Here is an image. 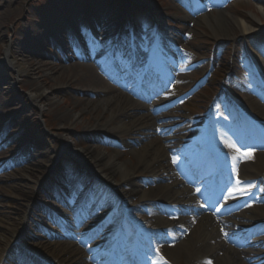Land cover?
<instances>
[{
  "label": "rangeland",
  "instance_id": "1",
  "mask_svg": "<svg viewBox=\"0 0 264 264\" xmlns=\"http://www.w3.org/2000/svg\"><path fill=\"white\" fill-rule=\"evenodd\" d=\"M6 1L8 3L0 0V77H4L7 81V84L0 86V143L4 141L11 143L18 140L20 145L24 147L27 144H31V147L28 146L29 149H26V151L28 154H31L29 150L32 153L35 151L41 152V155L36 159L41 160L43 164L42 169L45 171L41 173L35 170L34 174H31L30 171L24 170L23 166L27 161V157L21 154L19 147L11 148L4 146L0 148V175L13 176V173H24L27 176L26 178L17 177L11 182L9 180L0 181V240L8 236L7 227L21 229L22 231L26 230L31 234H39L38 231H43V229L47 228L56 230L57 228L54 227L50 220L45 221L42 217L45 216L47 218L48 211L55 208L53 206V197L57 198L55 187H60V192L70 188V186L63 187L60 185L64 184L65 179H70L77 187V192L74 195L76 203L68 204L73 194L65 199L69 209L75 208L74 212L77 214H79L81 206L87 200L89 190L97 184L98 180L90 178L88 176L90 172L81 169L80 163L74 157L75 161L72 159L70 151L63 150L60 137L68 139L77 149L85 148L88 144L92 143L97 145L98 149L104 153L111 154L115 150L120 151L122 154L118 157L119 161H132L131 163H135V160L128 152V144L132 145L133 148H138L139 146V141L133 140L127 134L121 133L118 136L116 134L119 133L110 131L112 126L108 127V133L100 130L96 141L91 139L92 134L96 133L97 130L90 129H93L97 123L104 122L111 112H106L105 109L94 105L100 100V96L96 91L87 92L85 87L81 86L83 83L81 79H86L84 72L83 76L79 75L78 77L77 74L74 77L71 76L72 68H69L68 65L72 63H65L57 55L59 45L61 44L59 37L50 35L43 42L39 43V34L28 32L29 22L32 24L33 29L36 27L39 31L41 29H50L56 25L62 27L64 24L70 23L72 28L69 29L70 31L68 30L69 33H72L84 43L81 36V28L84 22L81 18L89 14L86 0H82L81 7L78 9L70 5V0ZM89 1H92L91 3L101 12L108 9L111 10V16L113 15L115 25L112 34L107 36L101 33L99 25L93 27L94 30L92 31L99 32L96 34H101L104 40L99 45L95 44L94 54L97 60L93 65L118 90L122 88V93L133 96L141 103L137 109L128 110L127 114L122 116L127 124L131 123L132 125L131 120L139 117V114L148 107L146 101L149 100V98L139 97L142 94L137 82L146 73L150 65L148 64L146 67L136 65L135 67L134 64L127 63L122 68H119L116 65L118 59L110 56V52L115 46L130 37L129 31L131 30L136 33L137 38L141 42L138 52L142 56L156 51L158 46L164 47L165 50L168 49L166 51H169L170 57H167V60L174 61L175 57L179 54L182 55L180 64H174V75L169 76L166 80L168 84L173 83L170 91L171 95L175 97L174 100L176 102L172 105L179 104L181 106L179 112L184 116L188 115L190 110L188 111L186 105H182L183 100L196 91L204 82H209L208 91H202L195 96L193 102L189 104L192 107L193 104L197 107L193 111L201 110L205 112L207 106H202L207 100L210 101V97L214 95L218 100L219 109L225 111L231 110V107L235 105L229 100L223 87L233 86L238 89L236 83L240 87L245 83L249 85L253 83V78L249 77L248 72L242 69L237 61L243 60L245 53L250 51L254 45L257 46V43H263L261 40H264V0H234L237 2L231 6L225 5L223 3L224 0ZM215 1H219L226 8L215 11L216 5L213 4ZM58 3H61L62 10H57ZM52 4L55 5L49 10ZM182 4L192 11V14L188 13ZM48 11H52L57 15L56 18H51L54 14H49ZM138 13L139 15H144L143 25L136 22L139 16ZM217 13L221 14V22L214 28L204 27L197 21L207 14ZM231 18H236L240 22L243 21L245 25L250 27V31L245 35L237 34L233 38L224 37L226 31L236 34L239 30L238 25ZM151 25L153 32L147 36L145 35L147 31L146 27ZM120 29L123 30L125 39L119 37ZM215 35L223 36L224 39L215 37ZM17 37L24 39L26 42L35 41V44L31 45L32 51L29 57L32 60L29 62V73L18 74L5 60L4 53L6 46L9 47ZM70 44L73 45V41L68 38L69 48ZM49 45L55 47L54 51H48ZM146 47H149V49L144 51ZM80 51L82 53L85 52V47H78L77 52ZM18 57L21 59V56ZM126 58L127 56L119 59L125 60ZM81 62L88 63L90 59H82ZM113 67L118 68V70L113 71ZM137 69L143 71V73L139 75ZM133 71L134 73H132ZM201 76L203 79L200 81L199 78ZM32 81H38V83L47 82L46 86L49 87L45 86L44 89L47 91L48 96L37 98V93L31 86ZM256 88H259V86H256ZM132 90H137L138 94H133ZM261 92L263 93V91ZM236 95L239 96V100H243L244 96L242 94L236 91ZM88 101H93L94 103L85 104ZM111 110L113 111V109ZM63 116H70L71 122L69 120L63 125L61 120ZM44 117L48 121V127L45 126ZM260 117H264V109H260ZM180 121L166 119L162 120L161 123H169L173 126ZM119 122L120 120L117 119L112 124L113 126H118ZM207 125L212 130L218 126L224 127L221 120H217L210 123L205 121V125H202L201 128H206ZM103 133L107 134L103 135ZM208 134V137L211 138V132H208ZM105 136H107V139L103 138ZM164 141L169 143L171 136L165 134ZM240 146L242 149L264 148V139H261L257 135H252L242 138ZM173 154H175V151H173ZM238 156L246 162L241 167L240 177V184L244 185L242 187L243 193L246 194L251 188H254L255 180L258 177L264 176V167L262 166V168L255 171L253 168H249L248 165L250 163L248 162L247 155L238 154ZM49 164H53V166L49 168ZM91 173L97 174V171L94 170ZM78 174H80L79 177ZM147 175V171H140L137 175V188L140 192L148 191L140 180V178L143 179ZM185 178L188 180L186 175ZM171 181L166 178L163 179L164 183L171 184ZM190 182H193V180L191 179ZM80 184L81 187L78 188ZM94 192L102 196L109 193L111 197L108 201L116 198L115 194L107 187L95 189L92 191V194ZM129 202L125 203L119 199H115L107 203V209L112 204L117 205V218L122 221L123 225L130 223L126 219V214L130 212L131 205L136 204L138 199L134 197ZM102 208L105 207L102 206ZM252 214H254V211L248 213V215ZM150 216L152 215L145 213L143 210L137 212L138 218L141 217L146 220ZM173 216H175L174 213ZM115 225L116 218L110 217L107 226L114 227ZM190 233L189 230H184L179 238L187 236ZM98 237L95 236L87 240L85 244L91 247L90 251L95 255V259L99 264H110L114 251L119 253L118 242L112 241L110 243L117 244L114 249L109 244H104V241H99L97 248H94L92 245H94V241ZM235 237L241 245H244L245 241L249 239L247 233L246 236L244 233H236ZM20 238H16L15 243L12 242L13 248L11 254L13 257L5 260L6 257L4 256V264H21L25 258L31 259L33 264H37L38 259H42L46 263H50L48 259L54 262L51 254L40 253L31 247L30 243L35 240H28L22 236ZM39 238L41 237L36 239L39 240ZM156 240L158 243L147 247V251L150 254H158L160 252L171 256L176 247L174 248L172 244L168 246L164 244L172 241H167L160 235L156 237ZM180 242L177 241V244ZM2 243L3 241H0V249ZM181 247L179 245L180 250ZM21 252H24L25 258L20 257L22 261L14 263L13 258L17 257ZM41 255H43L42 258ZM180 256L182 264H187L188 258L186 254H181ZM1 260H3V257L0 256V263ZM244 262L248 264H264V258L250 253L245 256ZM174 263L177 264V262ZM207 264H213V262L209 261Z\"/></svg>",
  "mask_w": 264,
  "mask_h": 264
},
{
  "label": "bare ground",
  "instance_id": "2",
  "mask_svg": "<svg viewBox=\"0 0 264 264\" xmlns=\"http://www.w3.org/2000/svg\"><path fill=\"white\" fill-rule=\"evenodd\" d=\"M4 3H8L6 0H3ZM92 1L86 0L87 11L89 12L86 17L81 18L84 22V34L87 37L85 38L84 46L87 47V52H91L94 47L93 38L96 41H99V36H92V31L90 27H93L95 24H99L103 30L105 35L111 33L114 30V18L111 16L112 11L106 10L101 12L98 8L91 3ZM82 0H70V5H73V8L78 9L81 7ZM52 4L49 10L53 7ZM60 10H62L61 7ZM51 12V13H50ZM49 14H54L52 11H48ZM220 13V12H219ZM207 14L197 21L207 28H214L221 22V14ZM264 15V14H263ZM57 15H52L51 18H56ZM238 25V32L236 34H232L230 31H226V35L224 37L233 38L237 34L245 35L250 31V27L245 25L242 21L240 22L236 18H231ZM66 28L70 29V23L64 24L62 27L53 26L50 29H41L40 31L33 29L32 24L28 23V32H36L39 34V43L43 42V40L50 36L54 35L59 37L61 40V46H59V52L57 53L58 57L63 60L65 63L69 64L68 67L72 68V77L78 75L83 76V72L85 74V78L81 80L83 83L81 86L85 87L87 92H97L100 96V100L98 103L94 104L99 108L105 109L106 112H111L110 116L105 119L104 122L97 123L93 129L97 130L91 136V139L96 141L99 137L97 135L100 130H104L108 133V127L112 126L110 131L114 133H119L116 135L127 134L128 137H131L133 140L139 141L138 148H132L130 151L131 156L134 158L135 163L119 161L118 157L122 153L120 151H114L113 153H104L98 149V146L95 144H88L87 147L82 149H77L73 143H71L68 139L64 137H60L62 141L63 150L70 151L74 159L81 164V166L85 169L96 170L99 172L101 180L104 182L106 186L113 189L114 193L123 201L128 202L130 199L137 197L138 202L134 206V211H141V208H147L155 217L156 221L154 222V232L163 231V228H169L170 224L166 220H162V216L160 215V205L162 200H164L169 207L175 208L177 205H185L187 207H193L195 201L194 196H190V190L183 188H176V186H180L182 183L175 175V180L172 185H158L157 187H153L148 192H140L137 188V173L141 170H146L149 173V176L152 179H157L158 177H162L163 173H166L167 176L172 178L171 172L173 169L171 166L165 165L163 162L167 160V148L161 143L160 137L155 136L152 133V130L155 129L154 118L151 117L147 112L141 113L140 117H137L131 123L127 124L122 116L127 114L128 110L137 109L138 105L131 101L127 96L123 95L112 87V85L108 84L103 80V76L99 73L97 68L93 66V64H82L77 60H73L75 55L72 53L71 47L68 46V39L64 36ZM1 32V29H0ZM69 35H73L72 33H68ZM215 37H220L219 35H215ZM221 36L220 38H223ZM33 38V37H31ZM133 38V37H132ZM64 39V40H63ZM131 39V38H129ZM132 53L135 54V59H137L135 51L137 50L136 46L139 43L138 40L134 39ZM35 44V41L26 42L24 39L17 37L9 47L6 46L5 49V60L10 67H13L18 74L29 73L30 65L29 62L32 60L30 58V52L32 51L31 45ZM94 53V52H93ZM92 53V54H93ZM92 54L83 53L78 55L80 59H91ZM18 56H21L19 59ZM128 60V58H127ZM123 62H119L118 65H122ZM264 71V67L262 68ZM56 71V69H54ZM4 77H0V86L2 84H7L6 79ZM47 82L32 81L31 86L37 93V98L47 97L48 93L45 91L44 87ZM49 87V86H46ZM121 94V95H120ZM246 97V96H245ZM103 98V99H102ZM129 99V101H128ZM246 99L252 100L251 98L246 97ZM90 103L93 104V101H88L85 104ZM250 103L254 104L255 109L260 111L258 107V103L254 100ZM113 109V111L111 110ZM70 116H63L61 118L62 124H66L70 120ZM120 120V124L118 126H113L114 120ZM261 119V118H260ZM71 122V120H70ZM86 131V130H85ZM107 133H103L107 134ZM199 138V137H197ZM13 142V141H12ZM9 143V141H4L0 143V148L4 146L8 147H19L21 154H24L27 157V161L23 166V169L30 171L31 174H34L35 170L43 173L45 170L42 169V162L40 159H36L41 155V152L35 151L32 153L28 150L31 144H27L25 147L21 146L18 140L13 143ZM129 145V144H128ZM130 146V145H129ZM34 159V160H32ZM24 160V158H23ZM222 165H225V162L222 159L217 157V161ZM53 164H49L48 167L51 168ZM249 168H253L254 170H258L259 168L264 167V154L260 156L255 163L249 164ZM21 177L26 178L27 176L24 173H13V176H0L1 180H9L11 182L13 179ZM167 179V178H166ZM230 194V192H228ZM162 194V197H161ZM109 197V195L107 194ZM201 206V204L199 205ZM93 209H89L85 211L83 217H86L92 213ZM95 210L93 211V213ZM264 212V209H263ZM103 216V215H102ZM94 217V216H92ZM95 218V217H94ZM102 219V218H100ZM98 219L96 222H98ZM185 218H181L180 223H186L184 221ZM239 225L240 223H235ZM242 227H245V224H241ZM220 225L216 223L212 216L204 215L198 221V224L193 228L192 233L189 237H186L184 240L180 242L181 252L175 251L172 253L173 256H178L179 254H186L188 258L187 264H205L208 259H214L215 264H248L244 262L245 256L239 251L233 249V247L228 246L224 243V239L219 230ZM8 236L4 237L0 241H3L2 247L0 249V256H10V252L12 251V244L16 242V238H20V236L25 237L28 240H35L30 243L31 247L34 250L38 249L42 253L51 254V258L57 264H85V256L82 257V251L74 247L73 244L67 242H52L46 234H31L26 230L22 231L21 229H12L7 227ZM57 235H62L61 232L57 233ZM66 235V234H63ZM148 235V233H147ZM70 237L72 235L69 234ZM39 238L37 240L36 238ZM21 239V238H20ZM38 241V242H37ZM13 242V243H12ZM74 247V249L72 248ZM11 248V249H10ZM222 252V254H221ZM3 264V263H0ZM167 264H171L167 262Z\"/></svg>",
  "mask_w": 264,
  "mask_h": 264
},
{
  "label": "snow or ice",
  "instance_id": "3",
  "mask_svg": "<svg viewBox=\"0 0 264 264\" xmlns=\"http://www.w3.org/2000/svg\"><path fill=\"white\" fill-rule=\"evenodd\" d=\"M134 37L132 39H125L123 42H121L119 45L115 46L113 50L110 52V56L114 59H119L127 56L129 59H131L132 56V49H133V42ZM93 42L99 44V41H96L95 38H93ZM232 147H235L232 145ZM241 183L240 181H237V184ZM199 191V189H197Z\"/></svg>",
  "mask_w": 264,
  "mask_h": 264
}]
</instances>
